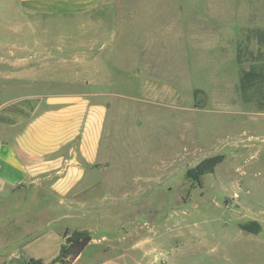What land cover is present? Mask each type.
<instances>
[{"label": "rangeland", "instance_id": "rangeland-1", "mask_svg": "<svg viewBox=\"0 0 264 264\" xmlns=\"http://www.w3.org/2000/svg\"><path fill=\"white\" fill-rule=\"evenodd\" d=\"M246 1L257 0H115L112 10L36 16L66 22L39 28L54 40L98 36L81 20L127 21L103 82L87 76L108 110L98 173L56 198L39 187L0 195V264H50L73 230L91 242L72 264H264V115L241 114V41L227 32L239 31ZM17 3L0 0L4 56L26 51L10 30L23 21ZM35 46L54 56L70 44ZM216 155L199 182L187 176ZM252 223L257 233L242 229Z\"/></svg>", "mask_w": 264, "mask_h": 264}, {"label": "crops", "instance_id": "crops-1", "mask_svg": "<svg viewBox=\"0 0 264 264\" xmlns=\"http://www.w3.org/2000/svg\"><path fill=\"white\" fill-rule=\"evenodd\" d=\"M101 1L18 0L23 21L10 30L24 36L15 46L17 51H26L16 56L11 51L6 56L0 54L1 196L39 187L45 200L48 196L56 198L82 187L98 173L108 110L101 94L90 92L92 84L87 76H99L103 82V76L109 73L103 60L116 56L110 42L118 38L120 24L127 20H81L83 27H97L93 33L98 36L54 40L41 35L39 28L51 23L63 27L66 22H46L36 16L46 11L112 10L116 6L115 0ZM129 22L133 26L134 21ZM227 32L239 33L241 41V65L235 73L241 80V114L264 115V2H244L239 31L231 24ZM27 34L31 37H25ZM47 42L70 44V48L62 46L61 51L59 46L60 52L57 50L54 56L35 49V44ZM93 58L102 61L90 62ZM58 70L68 73L57 75ZM228 98L237 97L233 91L229 97L227 91ZM227 106L231 115L235 114L234 106Z\"/></svg>", "mask_w": 264, "mask_h": 264}, {"label": "trees", "instance_id": "trees-1", "mask_svg": "<svg viewBox=\"0 0 264 264\" xmlns=\"http://www.w3.org/2000/svg\"><path fill=\"white\" fill-rule=\"evenodd\" d=\"M223 159L222 155H216L202 160L194 168L187 171V176L195 181H200L201 177L213 171L214 167ZM242 229L257 233V224L243 225ZM64 244L60 247L58 255L50 264H72L83 250L91 242L88 232L82 230L65 231L63 234ZM25 264H45L41 260L29 259Z\"/></svg>", "mask_w": 264, "mask_h": 264}, {"label": "built area", "instance_id": "built-area-1", "mask_svg": "<svg viewBox=\"0 0 264 264\" xmlns=\"http://www.w3.org/2000/svg\"><path fill=\"white\" fill-rule=\"evenodd\" d=\"M4 185V182L0 179V188H2Z\"/></svg>", "mask_w": 264, "mask_h": 264}]
</instances>
